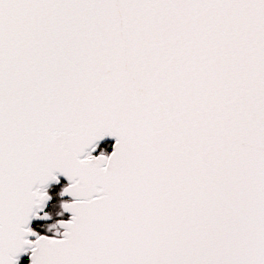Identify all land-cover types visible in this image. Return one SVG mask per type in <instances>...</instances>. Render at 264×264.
<instances>
[{
	"label": "snow or ice",
	"instance_id": "obj_1",
	"mask_svg": "<svg viewBox=\"0 0 264 264\" xmlns=\"http://www.w3.org/2000/svg\"><path fill=\"white\" fill-rule=\"evenodd\" d=\"M27 253L264 264V0H0V264Z\"/></svg>",
	"mask_w": 264,
	"mask_h": 264
},
{
	"label": "trees",
	"instance_id": "obj_2",
	"mask_svg": "<svg viewBox=\"0 0 264 264\" xmlns=\"http://www.w3.org/2000/svg\"><path fill=\"white\" fill-rule=\"evenodd\" d=\"M111 141L105 140L104 142L98 144L96 151L93 154H100L103 151L106 155L111 152ZM67 183L62 179L58 178V182H54L45 187V191L51 197L50 200L46 202L45 211L49 213L51 219L44 222L32 221L30 226L34 231L38 232L41 235H52V232L48 231V226L54 224L57 220H67L68 215L63 212V215H57V213L62 212L61 204L68 199H64L60 195L63 188ZM56 229H53V232ZM27 254H24L19 258L18 264H28Z\"/></svg>",
	"mask_w": 264,
	"mask_h": 264
},
{
	"label": "water",
	"instance_id": "obj_3",
	"mask_svg": "<svg viewBox=\"0 0 264 264\" xmlns=\"http://www.w3.org/2000/svg\"><path fill=\"white\" fill-rule=\"evenodd\" d=\"M105 140H107V141H111V142H112V145L115 143V141H114L113 138L105 137V138H104L102 141H100L98 144L104 142ZM112 145H111V151H112ZM110 153H111V152H110ZM97 155H99V154H97ZM57 178H62V179L67 183V185H68L69 181H68L64 176L57 174ZM51 183H54V182H50L49 184H51ZM49 184H48V185H49ZM48 185H47V186H48ZM67 185H66V186H67ZM47 186H46V187H47ZM66 186H65V187H66ZM65 187H64V188H65ZM64 188H63V189H64ZM63 198H64V199H68V200L71 199V197H69L67 194L63 195ZM68 200H66V201H68ZM66 201H65V202H66ZM64 213L67 214V215H68V218H69V215H70V214L67 213V212H64ZM41 214H43V213H41ZM68 218H67V219H68ZM32 221H36V222H44V221H46V220H37V219H33ZM32 221H31V222H32ZM29 226H30V225H29ZM30 238H33V239H34V237H30ZM23 255H24V254H23ZM23 255H21L20 257H22ZM20 257H19V258H20ZM29 257H30V253H28V255H27L28 264H30V259H29Z\"/></svg>",
	"mask_w": 264,
	"mask_h": 264
},
{
	"label": "flooded vegetation",
	"instance_id": "obj_4",
	"mask_svg": "<svg viewBox=\"0 0 264 264\" xmlns=\"http://www.w3.org/2000/svg\"><path fill=\"white\" fill-rule=\"evenodd\" d=\"M93 155H97V154H93ZM69 200H70V199H69ZM69 200H68V201H69ZM31 239H33V238H31Z\"/></svg>",
	"mask_w": 264,
	"mask_h": 264
}]
</instances>
